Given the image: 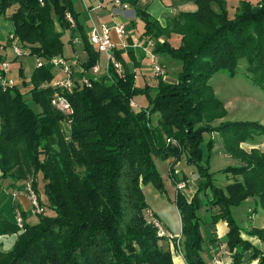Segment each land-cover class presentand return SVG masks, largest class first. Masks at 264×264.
I'll list each match as a JSON object with an SVG mask.
<instances>
[{
    "label": "trees",
    "instance_id": "trees-1",
    "mask_svg": "<svg viewBox=\"0 0 264 264\" xmlns=\"http://www.w3.org/2000/svg\"><path fill=\"white\" fill-rule=\"evenodd\" d=\"M194 3V12H177L164 26L145 11L135 10L144 24L142 35L153 41L154 52L181 65L176 81L160 80L154 87L139 88L123 58L125 53L135 61L129 51H114L123 76L111 65L106 75L89 73L101 53L90 45L89 33L77 21L74 0H0V16L10 11L9 35L27 55L50 61L62 56L66 32L70 43L80 40L85 58L80 67L91 82V87L76 82L73 90L62 93L72 108L68 117L51 106L55 90L49 85L55 74L43 64L32 72L28 91L39 111L25 101L17 85L0 86V181L14 185L30 180L37 193L39 176L46 208L53 213L40 216L34 224L24 222L19 229L13 217L0 211V236L17 235L8 251L0 250V264H174L171 253L159 246L165 238L157 236L145 216L148 205L142 186L151 182L162 190L154 158H173V164L184 158L196 168L198 186L192 200L187 202L180 193L175 196L185 264H207L204 257L212 262L204 256L197 215L207 194L212 199L206 211L216 207L213 221L226 223L222 239L229 252L226 264L245 259L264 264V250L243 239L232 213L248 198L264 209V154L239 149L240 143L263 135L264 126L248 121L209 125L225 114L223 102L209 84L216 73L234 77L243 61L245 78L264 92V0L240 1L232 17L224 0ZM173 34L181 38L178 48L168 42ZM139 95L147 97L148 106H131ZM153 114H158L156 127L150 122ZM173 130L177 136L171 135ZM210 132L221 134L224 149L241 162L222 172L241 181L224 188L213 183L201 149L204 133ZM164 137L175 143L167 144ZM181 180L185 177H173L175 184ZM245 234L264 244V230Z\"/></svg>",
    "mask_w": 264,
    "mask_h": 264
},
{
    "label": "rangeland",
    "instance_id": "rangeland-1",
    "mask_svg": "<svg viewBox=\"0 0 264 264\" xmlns=\"http://www.w3.org/2000/svg\"><path fill=\"white\" fill-rule=\"evenodd\" d=\"M74 1L75 3H77L76 0ZM224 1L227 6L228 16L232 17L235 13L234 8L239 4L235 3V0H224ZM164 4L175 10L178 9L177 12H190V11L194 12L197 9L194 2L184 3L183 7H181L179 3L175 2L174 0H166L164 1ZM9 13L10 11L7 10L5 17L0 16V55L2 56V59H5V61L8 63V66H9L8 70L11 71L13 75L16 74L18 77L17 73L22 68V71H23L22 76L28 82L30 80L32 72L34 71V69L37 68L38 62H41L44 66H46L53 73H55L53 70L55 68L51 61H46L43 59L37 60L35 56H30V55L18 56V57L15 56L13 47L10 45L8 41V37H7L8 33L11 32L12 30V25L10 23V20H8L6 17L8 16ZM83 19L81 16V23H84V21L86 20L85 17H83ZM103 25H106V24H103ZM87 26L88 28L90 26L89 20H88ZM62 41H63V54L62 56H58V58L59 59L66 58V60L69 61L70 63L75 61L80 66V64L83 63L85 59L84 54L82 52V46L80 44V40H78V42L70 43L69 42L70 35L68 32H66L62 38ZM180 41H181L180 36L175 35V34L171 35L170 39L168 40L169 44L173 48H178L180 45ZM145 43H146V40L142 39L140 47L135 52L137 55V62L133 61L132 67L129 65L127 67V69L132 71L137 78V79L135 78L136 86L139 88H142L145 86V84H148L154 87L158 84L160 80L165 83H172L176 81L178 78V75L181 72L180 62L177 59H174L166 54L160 55L158 53H155L154 45L152 48H149L147 47ZM148 53L153 54L156 61H159V60L164 61V64L160 62L164 68L163 75L155 76L153 74L150 68L151 58L150 56L147 55ZM124 58L127 60L126 56H124ZM105 62H106L105 55L102 54L100 57V60L97 63L99 67V72L97 74L98 76H100V74L102 75L107 74V71L105 72ZM240 62L241 63H240L236 76L230 77L224 72H218L215 75H213L212 79L209 81V84L213 88H215V91H214L215 96L217 98H220L221 100H224L227 103L224 107L225 109L224 117L222 119L214 120L213 123L209 124L211 126H216L220 122H227V121L235 122V120L237 122H247V121L256 122L257 121V123L258 122L262 123L264 121V98H263L264 92L261 90H260L261 92H259V89L254 87L245 78V76L243 75L242 65H241L244 62L243 61H240ZM126 63H128V61H126ZM119 64H120V70H123L122 64L121 63ZM134 65H136L137 67L134 68ZM71 71L73 73L72 79L78 84H81L83 76L81 74H78L75 69L74 71L73 69H71ZM89 73H92L91 70L89 71ZM83 75L87 76V73H83ZM45 85L47 84L45 83L42 84V87ZM30 86H31V83H27L25 90L29 89ZM149 97L151 98L154 97L153 91L149 93ZM24 99L33 108V110L35 111L40 110V107L32 101V98L29 94H26ZM131 106L136 107V108L148 106L147 97L145 95H139L135 97L134 101L131 102ZM157 119H158V114L150 115V122L152 126L156 127ZM215 134L219 136H215ZM171 135L177 136L178 133L173 130L171 132ZM220 138L222 139V143H223V138L221 134L216 133V132L204 133L203 135L204 142L201 146V149L203 153V158L205 160H208L207 162L208 171L212 174L213 183L220 188H224L228 184L226 183V180L232 183L236 181H241V177L232 175L231 173L225 174L222 171L228 166L230 167L240 166L241 162L236 157L231 156L226 150H225L226 152L225 156H229L232 159L239 161L240 165H237L234 161H232V159L228 157H224L222 155L221 141H219ZM165 139H166L167 144L175 143V140H173V138L171 137L170 139H167V138ZM210 141L212 142L211 147H209L208 145ZM180 159L177 160L175 164H173L174 163L173 158H169L166 160H160V159L154 158L157 171L162 181V190H159L151 182H148L142 186V191L144 194L145 202L148 205V210L145 213L146 219L150 221L152 224L155 221L158 223V226H155V224H153L157 230V236L161 238H165L162 242L159 243V246L161 249L169 251L171 253L172 261H173L174 255L183 259L182 253H181L182 250L181 248H179L180 241L183 238L181 236V231H180L181 230L180 229L181 228L180 217H179V214L175 206V196L177 193H180L183 195V197L186 199L187 202H190L198 186V177H197L196 168L193 166L187 165L184 162V158H182L181 160ZM172 165H173V171L171 173L170 169ZM172 175L174 176L176 175L178 178L185 177V180H181L177 184H175L173 181L174 176L172 177ZM27 181H28L27 183L30 182V180H27ZM3 184L8 186L9 180H3ZM25 184H26L25 181L20 182L19 183L20 186L18 188L20 190H23L26 186ZM206 196L207 197L205 199L204 197H202V199H204L203 203L205 204V207L197 210V215L200 218V233L203 238L204 248L212 247V245L217 241L216 243L219 245V247H223L222 245H224L225 251L229 253L226 243L223 240L221 241L219 238L217 239L214 237V235H216L215 234L216 224L221 221H218L216 224L213 221V214L217 212L216 207L212 208L211 209L212 211H206V207H208L209 202L212 199V196L210 194H207ZM44 209H45L43 213L44 216H53V213L50 210H48L46 206H44ZM233 209H232L233 218L237 222L238 225H241V227H243L247 225V223L250 222L246 219V216L242 213V211L234 210L235 211L234 212ZM8 211H10V209ZM29 211H30V206H29ZM249 211L250 213L256 212V210L255 212L254 211L252 212L251 210ZM11 215H12V212H11ZM40 216L36 217V216H32L28 214V218L26 219L29 224H34L39 220ZM242 219H244V221H241ZM222 223H224L226 227V223L225 222H222ZM160 229L163 232L162 234L161 232L159 233ZM253 229H259V228L252 227L246 230V232L252 233ZM261 230H264V228H262ZM242 236H247V235L243 233ZM248 237L256 240L258 244L264 246V244L260 240H258L256 237H254L253 235L248 236ZM204 259L206 260L207 264H211L210 260H208L207 257H204ZM222 262L227 263V261H222Z\"/></svg>",
    "mask_w": 264,
    "mask_h": 264
},
{
    "label": "crops",
    "instance_id": "crops-1",
    "mask_svg": "<svg viewBox=\"0 0 264 264\" xmlns=\"http://www.w3.org/2000/svg\"><path fill=\"white\" fill-rule=\"evenodd\" d=\"M76 1H77V3H75V1H74V9L79 14L77 21L84 28L87 35L93 26H99L102 24H106L108 26H111V25L119 24V23L124 25L125 30L127 32L126 41H127L128 47L126 49H122V50H124L125 52H127V51L131 52L133 59L136 62H137V55L135 52L140 47L142 39H145V37H143V35H142L144 32V24L141 22V20L138 17L135 16V10L145 11L153 19L157 20L162 26L165 25V21L168 18L173 17L178 11V9L175 10L173 8L166 6L164 4V1H166V0H120L121 2L127 4L128 9L123 10L121 8H114L113 7L112 9L114 10V12L116 10L117 11H116V14L114 16H112L110 14L109 10L112 7V1L113 0H98V2H102V7L100 9H95V10H94V8H95V5L97 4V1L96 2L90 1V0H76ZM174 1L179 3V5L181 7L184 6V3L194 2V0H174ZM240 1H247V2H250L252 4H255L259 0H235V3L239 4ZM236 7L234 9H236ZM190 12H193V11H190ZM81 16H82V19H83V17L86 18V20H85L86 22L84 21V23H81ZM88 20H89V25H90L89 28L87 26ZM84 24L86 27L84 26ZM11 25H12V23H11ZM9 33H8V35H9ZM111 39L114 42H118V39L116 38L114 33L111 34ZM74 42H78V40L75 39ZM136 44H138V45H136ZM124 56H126L125 53L123 54V58H124ZM3 60H5V59H3ZM124 60H125V63H126V61H128V63H126V64L132 67L133 62L128 57H127V60L125 58H124ZM159 62L164 64V61H162V60H159ZM105 64H106V62H105ZM71 69H73V71L75 69L78 74H81L83 76V70L77 62H75V61L72 62V68ZM53 70L56 73V74L54 73L55 78L60 77L59 71L56 69H53ZM22 73H23V71L21 68V70L18 71V73H17L18 74V77H17L16 74L13 75V73L11 71H9L7 68V76L10 79H12L14 82L15 81L17 82V83L15 82V84L20 88L21 92L24 93V96H25L26 94H29L28 91L31 89L32 86H30L29 89L25 90L27 83H30V80H29V82L27 80H25L24 77L22 76L23 75ZM100 75H102V74H100ZM213 91H215V88H213ZM259 92H261V91L259 90ZM218 99L221 100L220 98H218ZM221 101L223 102V105L225 107V105L227 103L224 100H221ZM235 122H237V121L235 120ZM258 123H260L261 125L264 126V121L262 123L261 122H258ZM215 136H219V135L215 134ZM219 141H221L222 155L224 157H228V158L232 159L229 156H225L226 152H225V149L223 148L224 146L222 143V139L220 138ZM239 147H240V149H242L244 152H247V153H249L252 150H257L260 153L264 154V134L253 136L249 141L240 143ZM232 161H234L237 165H240L239 161H237L235 159H232ZM0 176H1V173H0ZM27 182L28 181H26L25 183L27 184ZM226 183L229 184L230 182L226 180ZM19 186H20L19 183L12 185L10 181H9L8 186H7V185L3 184V180L0 181V211H4V214L7 217H10V218L13 217V219H14L15 211L17 209H20L23 213L24 222L26 224H29L27 222V219H26V218H28V214H30L32 216H35V215H33L31 213V211H29L28 199L26 197L24 189L20 190L18 188ZM37 193H38V198H39L41 204L43 205V207L46 206L45 205L46 199H45V196L43 193V183H42L39 176L37 177ZM9 209H10V211H8ZM234 210L235 211H238V210L242 211V213L246 216V219L248 221H250L249 223H247V225H245L243 227H241V225H239L244 233H246V230H248L252 227L259 228V229L264 228V210H262L258 206L256 199L248 198L239 207H235L233 209V211ZM249 210H251L252 212L253 211L255 212V210H256V212L250 213ZM258 211H259V213H258ZM11 212H12V215H11ZM36 217H38V216H36ZM241 221H244V219H242ZM225 229H226V227H225L224 223H222V222L217 223L216 224V230H215L216 235H214V237L217 239L219 238L222 241V239L224 238ZM16 236H17L16 234L0 236V250L8 251L12 247V245L16 239ZM243 238L249 240L254 246H257L259 249H261V250L264 249V246L258 244L256 240H254L248 236H243ZM216 242L212 245V247H206L205 248L206 253H204V255L208 256L209 259H211V260L221 259L222 261H227L229 258V255L225 251L224 245H222L224 248L219 247V245ZM248 256H249V253H246L245 258H247ZM173 263L174 264H185L183 259H181L180 257H178L176 255L173 256ZM241 264H256V261H249L248 259H245Z\"/></svg>",
    "mask_w": 264,
    "mask_h": 264
},
{
    "label": "built area",
    "instance_id": "built-area-1",
    "mask_svg": "<svg viewBox=\"0 0 264 264\" xmlns=\"http://www.w3.org/2000/svg\"><path fill=\"white\" fill-rule=\"evenodd\" d=\"M90 1H97V4L95 5V9H100L102 7V2H98V0H90ZM121 8L123 10H127L128 6L127 4L121 2L120 0H113L112 1V7L109 10L110 14L114 16L116 14V11L112 8ZM66 19L71 25H74V22L72 20V17L69 13H66ZM114 33L116 38L118 39V42H114L111 39V34ZM127 32L125 30L124 25L122 24H114L111 26L107 25H99V26H93L89 35H88V42L90 45H92L99 53L105 55V72L108 70V67L111 65L113 68L118 71L120 76H123V70H120V64L115 60L114 51L119 49H126L128 47L127 44ZM146 40V45L149 48L153 47V42L151 40ZM8 41L10 45L13 47V51L16 57L18 56H26L27 52L24 48L18 45V43L14 40L13 35L8 36ZM138 45V44H136ZM148 56L151 58V71L155 76H160L164 74V68L162 64L159 61H156L153 54L148 53ZM56 70L59 71L60 77L54 78L51 83L50 87H52L55 90V93L53 94L51 98V106L64 115L65 117H68L72 114V108L66 99L64 95H62L63 92L71 91L76 87V82L72 79V63L65 60L64 58L59 59L58 57H54L50 60ZM42 65L41 62H38V66L40 67ZM7 68L8 63L5 60H2L0 63V86L5 89L8 87L15 86V82L10 79L7 76ZM92 76H97L99 72L98 64L91 68ZM82 83L81 85H85L86 87H91V82L88 79L87 76L83 75L82 77ZM24 192L26 194V197L28 199V203L30 206V211L35 216L43 215L45 209L42 204H40L39 198L37 193L32 188L31 183H27ZM14 220L19 229H22L23 227V217L20 214L19 210L15 211ZM153 224L155 226H158V223L155 221ZM160 228V227H159ZM163 233L162 230H159V233ZM211 264H226L223 263L221 259H213Z\"/></svg>",
    "mask_w": 264,
    "mask_h": 264
}]
</instances>
